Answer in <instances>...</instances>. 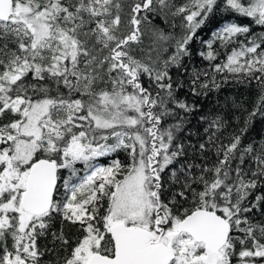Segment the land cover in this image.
Returning a JSON list of instances; mask_svg holds the SVG:
<instances>
[{
    "label": "snow or ice",
    "instance_id": "obj_1",
    "mask_svg": "<svg viewBox=\"0 0 264 264\" xmlns=\"http://www.w3.org/2000/svg\"><path fill=\"white\" fill-rule=\"evenodd\" d=\"M221 6L264 26V0H0V264H40L38 239L57 216L80 230L63 264H264V222L249 218L264 206V146L242 145L248 121L216 146L217 117L198 148L216 146L215 162L173 168L187 151L179 112L194 105L177 97L170 68ZM177 16L179 38L152 23ZM217 41L237 46L213 71L264 90V33L224 24L200 53L209 62ZM121 150L127 165L95 163ZM52 235L69 244L62 229Z\"/></svg>",
    "mask_w": 264,
    "mask_h": 264
},
{
    "label": "trees",
    "instance_id": "obj_2",
    "mask_svg": "<svg viewBox=\"0 0 264 264\" xmlns=\"http://www.w3.org/2000/svg\"><path fill=\"white\" fill-rule=\"evenodd\" d=\"M176 6H180L187 0H172ZM181 17H169L168 22L163 19H153V25L162 28L166 33H171L175 38H179L183 34L181 26ZM226 23H235L241 26H248L254 35L264 33V26H259L254 23L252 18L243 17L236 13L225 12L221 8L215 10L205 21L196 35L189 44L190 54L183 57L179 66L170 68V75L175 84L180 86L176 88V95L179 99L186 101L189 105H194V110L188 114L183 111L179 115L183 117L181 131L177 133L179 142L186 146V154L177 162H174L173 168L177 170V175H180V166L182 164L202 165L208 163L211 165L217 159L215 152L216 146L220 143L227 144L233 134H239L240 130L245 128L244 121H248L246 131L242 135V145H253L259 149L264 146V105L261 104V96H264V90L255 80H250L243 74H234L224 69L222 72H214L216 64L226 62V56L233 47L237 46L230 44L227 47H222L217 41L213 44V49L218 53L214 61L209 62L200 55L201 52H206V41L212 38V33L221 28ZM244 37L241 36L240 39ZM151 43L148 36H145L142 47L147 48ZM166 49V51H165ZM175 49V41L170 40L159 49L161 60L167 59L172 55ZM207 72L205 77L203 73ZM196 73L200 74V79L196 84L198 94H193L192 80ZM215 78V87L211 80ZM208 82L209 87L201 88L200 84ZM144 83L148 85V80L145 77ZM259 109V110H258ZM255 112L254 116L250 117V113ZM220 117L225 126L216 132V146L208 145V151L201 153L198 148L199 144L206 143L208 136L212 134V130L205 132L209 128L210 123ZM11 118V117H9ZM6 122V121H5ZM175 120H168L167 123H175ZM119 159L122 164L127 165L130 162L129 156L124 151L110 153L105 157L96 158L95 163L101 165H109L113 160ZM248 163L244 165L245 169L252 166V161L248 159ZM79 174L82 176L83 164H77ZM193 172L198 174L199 168H194ZM62 177H67V170L61 173ZM165 179L171 176V169L166 170L163 174ZM169 183H171L169 181ZM175 191H179V185H175ZM261 189H258L255 194H260ZM254 199V197H253ZM249 218L253 222H264V206H257L249 213ZM61 229L65 237L69 240L68 245H62L58 241L53 240L52 233H59ZM80 236V230L77 226L68 223H62L60 216H57L51 222L46 235L39 237L38 247L44 252L40 264H63L64 259L68 256L71 248L74 247L75 241ZM9 246L11 241L9 240ZM239 250V249H238ZM259 261V258H257ZM233 264H237L234 259Z\"/></svg>",
    "mask_w": 264,
    "mask_h": 264
},
{
    "label": "rangeland",
    "instance_id": "obj_3",
    "mask_svg": "<svg viewBox=\"0 0 264 264\" xmlns=\"http://www.w3.org/2000/svg\"><path fill=\"white\" fill-rule=\"evenodd\" d=\"M217 30H218V29H217ZM217 30H216V31H217Z\"/></svg>",
    "mask_w": 264,
    "mask_h": 264
}]
</instances>
